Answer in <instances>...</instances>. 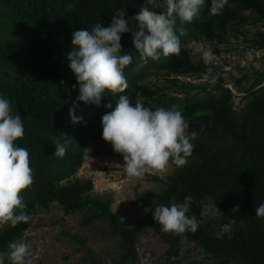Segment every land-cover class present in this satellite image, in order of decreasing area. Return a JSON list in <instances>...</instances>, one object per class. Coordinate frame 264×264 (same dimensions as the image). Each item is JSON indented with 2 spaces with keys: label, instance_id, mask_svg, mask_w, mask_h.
I'll list each match as a JSON object with an SVG mask.
<instances>
[{
  "label": "trees",
  "instance_id": "16d2710c",
  "mask_svg": "<svg viewBox=\"0 0 264 264\" xmlns=\"http://www.w3.org/2000/svg\"><path fill=\"white\" fill-rule=\"evenodd\" d=\"M142 6L145 0H0V96L10 101L14 115L22 117L25 135L16 145L28 150L34 172L33 185L21 194L27 206L25 212L32 218L57 205L63 216L85 213L82 226L105 220L111 233L120 239V255L111 264H139L133 244L140 230L154 226L165 233L153 219L155 207L183 203L191 196L193 203L187 215H194L199 226L195 232L180 235L216 259L215 264H227L231 259L264 264V219L256 218L255 211L264 203V74L255 73L254 86L258 89L251 91V99L239 113L233 110L231 91L219 77L212 86L213 94L203 100L177 98L169 91L141 83L163 73L166 82L181 91L201 89L178 87L176 79H168L172 74L204 79L207 68L203 59L193 61L186 46L222 44L229 27L264 24V0H227L218 15L210 14L211 0H205L199 18L191 24L181 25L177 20V27L187 30L180 37L179 56H162L156 62L150 59L147 65L142 64L135 49L133 33H125L121 54L133 58L124 70L128 82L125 93L113 96L106 92L100 106L77 101L79 83L67 58L73 47V32L91 31L96 23L108 27L118 10H125V18L131 19ZM253 45L264 50V33H258ZM120 95H127L133 104L139 98L153 110L175 105L189 122V133H198L191 141L194 149L187 165L175 166L157 195L145 193L136 201L149 209V218L139 220L132 228L122 225L117 214L91 198L90 179L74 178L86 155L122 157L110 143L104 148L108 142L103 139L102 125V117L115 109ZM74 104H78L76 115L83 118L79 124H73L69 115ZM62 134L70 138L61 159L54 156V142L65 143ZM204 198H210L225 219L242 222L243 227L238 225L230 235L221 237L208 233L200 225ZM236 202L240 203L239 209L234 208ZM30 225L31 220L16 227L3 226L0 253H7L8 245L20 240ZM4 264H11L6 255Z\"/></svg>",
  "mask_w": 264,
  "mask_h": 264
},
{
  "label": "clouds",
  "instance_id": "9594fccd",
  "mask_svg": "<svg viewBox=\"0 0 264 264\" xmlns=\"http://www.w3.org/2000/svg\"><path fill=\"white\" fill-rule=\"evenodd\" d=\"M226 4L227 0H211L210 14L218 15ZM204 5L205 0H145V6L131 19L125 18V10H118L108 27L96 23L91 31L75 30L72 51L67 58L79 83L77 101L100 106L106 92L113 96L125 93L128 82L124 70L133 61L131 55L121 54V39L125 33H133V43L143 65L150 59L160 61L162 56L178 57L180 37L186 35L187 30L177 27V20L181 25L191 24L199 18ZM149 6L158 11L150 10ZM202 59L207 68L203 78L207 80L213 72L210 65L216 55L208 48L202 52ZM76 107L78 104L69 110L73 124H79L83 119L76 115ZM102 125L103 139L122 155L126 174L137 179H143L151 171L167 172L172 165L186 166L194 149L191 141L198 136L195 131L189 133V122L177 106L153 110L139 98L133 104L127 95L119 96L115 109L102 117ZM24 135L22 117L14 115L10 101L0 96V226L16 227L31 220L25 212L27 206L21 194L33 185L34 172L28 150L16 145ZM60 137L65 143L54 142V156L62 159L70 137L67 134ZM192 203V197L187 196L183 203L158 205L152 212L153 219L165 233L195 232L199 221L194 215H187ZM255 211L256 218L264 219V203ZM8 249L7 253H0V264H4L5 255L11 264H34L31 242L20 239L11 242Z\"/></svg>",
  "mask_w": 264,
  "mask_h": 264
},
{
  "label": "rangeland",
  "instance_id": "374dc122",
  "mask_svg": "<svg viewBox=\"0 0 264 264\" xmlns=\"http://www.w3.org/2000/svg\"><path fill=\"white\" fill-rule=\"evenodd\" d=\"M258 33H264V24L229 27L222 44L200 42L189 43L186 49L193 61L202 58V52L211 48L216 55L212 67L213 76L198 80L188 75L172 74L168 79H176L180 87L201 88L181 91L173 83H167L163 73L149 77L142 84L151 89L169 91L174 97L203 100L213 94L212 86L217 77L223 86L231 91L232 106L239 113L251 99V91L256 75L264 74V50L253 45ZM261 84L260 86H262ZM107 143L104 148L108 147ZM123 157L101 155L97 158H84V163L74 178L90 179L93 183L91 198L105 204L112 214H117L120 223L127 228L136 226L139 220H147V208L137 205L141 195H157L165 186L167 178L175 170L160 173L151 171L143 179L126 174ZM235 209L240 208L236 202ZM200 225L217 237L230 235L239 226L232 218L225 219L213 205L210 198L201 203ZM85 213L63 216L57 205L49 212H41L31 218L30 228L21 239L31 242L34 247V264H111L120 255V239L113 235L105 220L82 226ZM3 226H0V230ZM156 231L154 226H144L135 237L133 249L139 264H215L216 259L207 256L201 249L190 243L180 234H165ZM227 264H245L231 259Z\"/></svg>",
  "mask_w": 264,
  "mask_h": 264
}]
</instances>
